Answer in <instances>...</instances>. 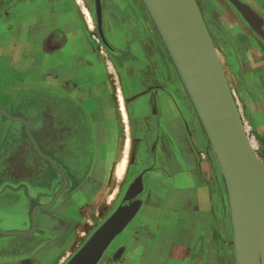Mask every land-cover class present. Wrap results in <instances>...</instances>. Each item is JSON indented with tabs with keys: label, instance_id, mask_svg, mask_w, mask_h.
<instances>
[{
	"label": "crops",
	"instance_id": "0c3cea01",
	"mask_svg": "<svg viewBox=\"0 0 264 264\" xmlns=\"http://www.w3.org/2000/svg\"><path fill=\"white\" fill-rule=\"evenodd\" d=\"M101 5L106 39L138 60L114 66L91 28L95 0H0V107L17 115L12 107L45 99L50 92L62 94L87 106L96 118L114 122L117 134L112 140L117 144L111 154L116 159L124 136L131 139L130 160L137 154L142 123H159L157 171L164 179L154 181V191L144 195L136 215L96 264H235L224 179L161 36L139 0H101ZM256 46L239 54L246 84L240 92L253 146L264 156V45ZM120 92L132 134L130 126L123 134ZM114 98L119 108L113 107ZM0 115L1 136L5 123L10 127L20 120ZM2 170L0 192L6 180ZM134 197L122 206L140 200ZM11 208L0 196V229L27 230L24 215L13 214ZM47 224L31 236L0 234V264H65L83 227L70 230L64 213ZM86 234L80 233L79 240ZM88 240L79 242L77 251Z\"/></svg>",
	"mask_w": 264,
	"mask_h": 264
},
{
	"label": "water",
	"instance_id": "95a60500",
	"mask_svg": "<svg viewBox=\"0 0 264 264\" xmlns=\"http://www.w3.org/2000/svg\"><path fill=\"white\" fill-rule=\"evenodd\" d=\"M233 2L248 22L264 36V19L258 16L257 23L254 22L245 11L247 7L256 14L250 6L240 0ZM96 3L100 34L108 45L102 31L101 0H96ZM141 4L164 42L207 135L216 171L224 179L230 203L235 264H264V161L247 134L226 71L197 0H142ZM0 113L12 120L22 121L30 134L28 119L13 115L2 107ZM65 181L68 183L66 177ZM135 186L137 184H132L126 190L123 201L138 194ZM55 200L36 206L31 229H0V234L31 236L38 226L37 210L50 208ZM141 205L142 201L138 200L131 207L117 208L65 264H96L112 238L136 215ZM50 220L47 222L45 218L42 219L39 227L44 223L48 225L55 222ZM37 237L41 238L39 235Z\"/></svg>",
	"mask_w": 264,
	"mask_h": 264
},
{
	"label": "flooded vegetation",
	"instance_id": "af4514ba",
	"mask_svg": "<svg viewBox=\"0 0 264 264\" xmlns=\"http://www.w3.org/2000/svg\"><path fill=\"white\" fill-rule=\"evenodd\" d=\"M244 1L249 2V0H243V3ZM252 2L250 4L254 10H264V0H252ZM210 6L214 14L218 12L217 8L212 6L211 3ZM96 29L95 36L98 35L101 43L105 45L115 67L119 68L124 60H134L130 53L117 50L108 40V45L104 43L102 36L99 34V18L96 19ZM237 33V37H239L241 32L240 34ZM112 84L114 86L115 83ZM114 89L116 90V86ZM46 97L45 99L36 98L28 105L21 103L16 108H11L12 112H18L17 115L29 119L31 135L22 121L13 123L10 121V127H7L8 124L5 123L4 131L0 136V170L3 169L2 175L6 179L4 190L0 192V196L12 204L10 210L13 214L20 213L24 215L26 219L25 229L27 230L33 226V212L36 206L49 204L56 198L50 208H39L37 210L36 220L38 226L36 228L39 227L42 219L45 218L47 222L50 219L55 221L58 220L61 213H64L69 222L75 217H78L79 220L82 217L80 214L83 213L81 207L92 200L99 201L103 191L102 186L106 184V187H110V193H113V187L117 185V181H112V185L102 182L100 173V168L104 167V170L106 168V171L108 170L105 175L109 174L108 172H110L113 163L117 162L116 157L111 154L117 144L115 139L112 140L113 136L117 134V127L114 122L107 117L104 120L96 118L87 106L75 100H69L62 94L53 95L50 92L46 94ZM111 103L114 108L120 106L116 98L112 99ZM144 119L145 117H143ZM142 124H144V127L140 130L141 139L137 153L145 156L146 152H143L145 144L142 137L147 127V120ZM153 126L156 130L159 128ZM123 134L125 135V127H123ZM156 137L157 135L155 136L157 140ZM137 145L136 140L135 147ZM155 146H150V150L157 156ZM2 153L4 154L1 157ZM102 156H104L103 161H99ZM50 158L60 169L54 166ZM1 165L3 168H1ZM155 167L157 168V165L152 166L154 169ZM55 175L61 179L56 189L54 185ZM89 175H94L95 178V194L81 195L77 200L79 202L77 213H71L68 208V204L73 203L71 197L77 198L76 192L88 182ZM65 177L68 179V183H66ZM128 185L127 182L124 183V190ZM43 191L52 193L34 205L36 199L40 200L39 196ZM123 198L124 194H120L115 201L116 207L122 203L129 204V201L122 202ZM65 203H67V206H65ZM66 208L68 209L66 210ZM99 214L94 215L96 220L99 218ZM76 221L77 219L74 220V222ZM45 225L44 223L39 228H43Z\"/></svg>",
	"mask_w": 264,
	"mask_h": 264
},
{
	"label": "rangeland",
	"instance_id": "374dc122",
	"mask_svg": "<svg viewBox=\"0 0 264 264\" xmlns=\"http://www.w3.org/2000/svg\"><path fill=\"white\" fill-rule=\"evenodd\" d=\"M96 1V0H95ZM142 0H139L141 2ZM243 2V0H240ZM252 0H249L248 3L244 1V4H247L250 6L253 10L254 8L251 6ZM198 3L200 5V8L204 14V18L206 20V23L210 29V32L214 38L216 47L220 51V57L222 60V64L224 66L225 71L228 73L227 77L230 83V86L232 88L234 97L236 99V103L238 105V108L241 112L244 124L246 126L247 134L250 138V141L253 144V136L251 131H249L247 117L244 114V107H243V98L241 96L244 87L246 86L245 84V78H244V70L242 66L240 65V59H239V54L243 51H252L255 49L256 43H261L264 45V36L262 33H260L254 26H252L248 20L244 17L242 12L240 11L239 7L233 2V0H198ZM217 8V11L215 14L211 11V6ZM253 3V2H252ZM254 4V3H253ZM256 14L260 16L262 19H264V16L262 15L263 10L261 11H256ZM91 16L93 18V27L92 30L94 34L96 35L97 29H96V19L99 18L98 12H97V6L95 7L94 12L90 11ZM227 18H229L227 20ZM264 21V20H263ZM263 29H264V24H263ZM237 32H241L240 36L237 37ZM100 34V33H99ZM101 35V34H100ZM98 37V35H97ZM105 43V42H104ZM135 56V55H134ZM133 56V57H134ZM135 60H138V58L135 56ZM122 62L120 64V67H122ZM189 97V96H188ZM193 107V105H192ZM194 109V107H193ZM194 113L197 117V113L194 109ZM171 115L173 117L176 116L175 112L171 111ZM1 118V115H0ZM246 119V121H245ZM197 120L200 125V120L197 117ZM23 123V122H22ZM158 126L159 123L156 122V124H152L150 122H147V127L145 129V133L143 134L142 140H144V149L143 152L145 153V156L140 155V154H135L133 157L130 156V160L128 162L127 170L124 174V178L121 180L120 185H117L113 187V193H110V187H106V184L102 186L101 188L103 189L102 195L99 199V201L95 202V200H92L91 202H86L87 204L83 207H81V212L80 214L82 217L78 220V217H75L74 219L72 218V221L70 220V225L68 226L70 230H73L74 228L77 230L78 226L83 227V229L79 232V235L76 236L75 240L73 241L75 243V247L73 248V251L71 252V256L77 252V249L80 247L79 242H84L87 238H90V236L94 233V231L101 225L102 222H104L106 219L107 214H109L112 210H116L119 207H122V204L119 206H115V201L117 198L120 196V194H124L126 190L133 184H137V187L135 186L134 189L136 190L138 188V194L134 198H139L140 200L143 201L144 195L145 194H150L154 191L152 189V184L156 179H164L162 175H160L157 171V168L155 167L152 168V166L157 165V156L150 150V146H155L157 143V140L155 139V136L157 135L158 131L154 128V126ZM131 128V124H130ZM201 131L204 132L203 128L200 125ZM130 133L132 134V128L130 130ZM136 133V132H135ZM206 134V133H205ZM157 138V137H156ZM126 136L121 140L125 142ZM139 140H137L138 145L135 148L136 152L138 150L139 146ZM115 144V143H114ZM254 145V144H253ZM124 146V144H123ZM125 148V147H123ZM255 148V147H254ZM257 151V150H256ZM143 153V154H144ZM258 155L263 159L264 161V156L260 154L257 151ZM102 156L99 161H103ZM111 161V160H110ZM103 163V162H100ZM102 166V165H100ZM117 167V162L113 163L112 168L110 169L109 174L105 175L106 169L104 170V167L100 168V173L102 175L101 180L102 182H107L108 184L112 185L113 176L114 172ZM148 167V168H146ZM132 168V169H130ZM79 173V172H77ZM87 173V172H85ZM93 174V173H92ZM90 178V179H89ZM88 182L84 184L81 188H79L78 192H76L77 198H72L71 201L73 202L72 204H68L69 211L71 213H77V209L79 208V202L77 200L81 195H94L95 192V178L94 175H89L88 176ZM61 182L60 177L57 175L54 176V185L55 189L57 185ZM128 183V187L126 190H124V183ZM139 183V184H138ZM87 185V186H86ZM139 185V187H138ZM141 185L143 186L141 188ZM124 190V193H123ZM134 190V191H135ZM152 191V192H151ZM52 192L48 191H43L40 194V200H37L34 202V205L37 202H40L41 199L46 198L49 196ZM228 198V195H227ZM42 199V200H43ZM83 200V198H82ZM77 203H74V202ZM84 201V200H83ZM82 201V202H83ZM68 202V201H67ZM229 203V200H228ZM83 205V204H81ZM65 206H67V203H65ZM116 208H115V207ZM66 208V210L68 209ZM96 213L99 214V218L96 220L95 216ZM73 215V214H72ZM78 216V214H76ZM74 222V220H76ZM231 219V218H230ZM56 221V220H55ZM69 221V220H68ZM231 222V221H230ZM90 223V224H89ZM88 225V226H87ZM231 228H232V223H231ZM83 235L84 233H87L85 237H83V240H79L80 238V233ZM82 237V236H81ZM82 239V238H80ZM73 253V254H72ZM196 256H198V253H196Z\"/></svg>",
	"mask_w": 264,
	"mask_h": 264
},
{
	"label": "bare ground",
	"instance_id": "6f19581e",
	"mask_svg": "<svg viewBox=\"0 0 264 264\" xmlns=\"http://www.w3.org/2000/svg\"><path fill=\"white\" fill-rule=\"evenodd\" d=\"M197 4H198V6H199V8H200V5H199V3H198V0H197ZM241 6L243 5L242 3H239ZM85 11H86V13L89 15V12H88V10L87 9H85ZM200 11L202 12V10H201V8H200ZM245 11L249 14V16L251 17V20H253L254 22H256L257 23V17H258V15H256L252 10H250L249 8H247V7H245ZM202 16L204 17V14H203V12H202ZM204 20H205V18H204ZM259 20V19H258ZM205 22H206V20H205ZM206 25H207V23H206ZM207 28H208V30H209V32H210V29H209V27H208V25H207ZM210 34H211V32H210ZM211 36H212V34H211ZM212 39H213V41H214V38H213V36H212ZM214 44H215V41H214ZM215 47H216V44H215ZM216 50H217V52H218V55H219V57H220V54H219V50H218V48L216 47ZM220 60H221V57H220ZM222 61V60H221ZM174 66V65H173ZM227 73V72H226ZM228 74V73H227ZM119 94V99H120V101H121V108H122V112H123V117H124V121H125V123H124V127H125V129L127 130V132L129 131V126H130V124L128 123L129 121H128V112H127V110H126V105H125V102H124V98H123V95L121 94V92L120 93H118ZM205 133V132H204ZM130 144H131V139L130 138H126L125 139V142H124V147L125 148H123V150L119 153V156L117 157V167H116V170H115V172H114V176H113V180L114 181H117L118 182V185H120V183H121V180L124 178V174H125V172H126V170H127V166H128V162H129V151H130ZM243 184V183H242ZM118 185H117V187H118ZM243 186H244V184H243ZM244 188L246 189V187L244 186ZM247 191V190H246ZM248 192V191H247ZM228 195V194H227ZM228 200H229V198H228ZM41 206V205H40ZM229 206H230V203H229ZM37 209V208H36ZM231 212V211H230ZM90 224V223H89ZM88 226V225H87ZM32 231V230H31ZM30 231V232H31ZM82 234H83V232H82ZM82 234H81V236H82ZM76 241V240H75ZM77 242V241H76ZM75 242V243H76ZM73 244H72V248H74L75 247V243L74 242H72ZM76 248V247H75Z\"/></svg>",
	"mask_w": 264,
	"mask_h": 264
}]
</instances>
